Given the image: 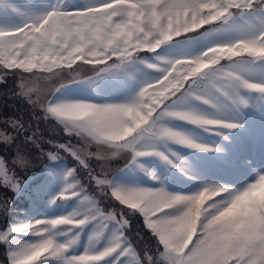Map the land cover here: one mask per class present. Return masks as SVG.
Masks as SVG:
<instances>
[{
    "label": "snow or ice",
    "instance_id": "6c2138e0",
    "mask_svg": "<svg viewBox=\"0 0 264 264\" xmlns=\"http://www.w3.org/2000/svg\"><path fill=\"white\" fill-rule=\"evenodd\" d=\"M169 47L178 51L163 55ZM224 58L231 61L230 70L219 64ZM77 61L94 65L95 75L55 88L42 105L46 114L69 132L111 146L113 156L130 149L125 166L135 164L161 187L119 184L89 167L91 157H103L83 154L71 144L58 145L50 159H60L59 149L68 151L77 168L67 169L65 180H76L78 169H86L89 181L143 216L163 251L158 257H139L124 234L128 220L123 213L105 216L93 202L94 211L9 224L0 231V242L8 245L11 264H117L121 257H132L135 264H264V196L256 195L264 174L242 189L215 184L182 194L168 192L161 178L138 160L154 155L179 167L183 157L168 147L169 141L210 148L169 121L207 131L239 127L228 118L227 108L247 103L240 90L264 93V0H84L72 6L57 0L43 8L0 0V69L51 72L64 65L71 69ZM145 68L156 75L144 78ZM70 84L106 91L124 85L135 91L115 102L60 98L57 93ZM191 100L211 105L217 115L188 107ZM13 164L24 168L29 161L18 149ZM4 165L0 160V180L18 192L21 185ZM83 191L78 181L67 182L53 201H86ZM88 224L93 227L81 252L77 245ZM21 233L34 239L21 240Z\"/></svg>",
    "mask_w": 264,
    "mask_h": 264
},
{
    "label": "rangeland",
    "instance_id": "374dc122",
    "mask_svg": "<svg viewBox=\"0 0 264 264\" xmlns=\"http://www.w3.org/2000/svg\"><path fill=\"white\" fill-rule=\"evenodd\" d=\"M15 2L18 5L26 4L43 8L48 4L56 3L57 0H15ZM83 2L84 0H63V4L67 6ZM177 51V48L169 47L163 49L162 54L170 56ZM230 63L231 61L227 58L219 62L225 70H230L228 68ZM93 69L94 65L82 61H77L71 69L64 65L54 67L51 72L41 69L33 70V72L0 69V160L5 161L4 167L10 170L9 177L11 178L14 173L15 181L21 185L18 192L9 186L8 192L0 193V231L6 230L9 224L20 221L30 222L36 219L54 218L61 214L66 215L74 210L84 212L99 208L105 216L113 213L120 218V214L123 213V218L128 220L124 234L131 242L136 254L145 259V254L153 255L149 252L144 255L139 253L133 239L139 236L137 225L132 217L125 213L123 205L110 196V190H101L94 181H89L88 171L83 168L78 169L76 180L73 181L71 178L65 180L67 169L77 168V161L68 151L59 149L60 159L51 160L49 156V153L57 152L58 145L71 144L75 150L83 154L91 152L103 157V159L91 157L88 160L89 167L96 172L103 171L109 179L113 177L119 184L132 187H161L159 181L151 179L135 164L125 166L131 158L130 149L122 150L113 156L114 149L111 146L98 143L86 135H77L75 131L69 132L65 130L64 123L46 114L45 107L42 105L47 104L55 88L71 80L92 77L95 75ZM8 75L15 76L16 79L8 78L6 81ZM153 75H156L154 70L146 68L143 70L144 78ZM13 80H17V86L13 84ZM28 89L31 91L28 92ZM134 91V87L124 85H117L113 87V90L106 91L104 88L91 89L79 84H70L57 95L62 99L91 98L93 102L100 103L115 102ZM26 92L27 95H25ZM240 95L247 103H238L227 108L228 118L239 124V127L216 126L212 131H207L201 126L179 120L168 122L178 130L192 133L195 140L209 145V149H193L169 141L168 147L183 157L177 162L179 167L166 164L164 160L154 155L140 157L139 162L157 174L163 181V187L173 193L190 194L206 185L215 184L242 189L254 182L259 174H264V93L241 89ZM188 107L201 109L212 116L217 115L216 109L211 105H205L196 100L189 101ZM11 121L17 122L20 127L14 128ZM4 135L13 139L5 142ZM28 137L32 139L29 140ZM18 149L27 156L29 161L28 166L24 168L15 167L13 164ZM160 150L166 151L163 145L160 146ZM181 168L189 174L185 175ZM0 181L4 185L3 180ZM77 181L83 186V194L88 197V200L84 201L82 197L81 200L71 197L53 201V197L64 188L67 182L76 183ZM66 195L71 196L70 193ZM104 203L109 206L107 207ZM113 204L115 205L112 206ZM92 227V224H88L80 234L78 251H83ZM17 235L21 240L34 239L26 233ZM2 244L8 255V245L4 242ZM125 261L128 264H135L132 257H121L117 264H125ZM0 264H2L1 261ZM8 264H11L9 256ZM49 264H55V262L50 261ZM106 264H111V261H107Z\"/></svg>",
    "mask_w": 264,
    "mask_h": 264
},
{
    "label": "trees",
    "instance_id": "16d2710c",
    "mask_svg": "<svg viewBox=\"0 0 264 264\" xmlns=\"http://www.w3.org/2000/svg\"><path fill=\"white\" fill-rule=\"evenodd\" d=\"M6 77H7L6 81H8V78L16 79L15 76L12 75H8ZM13 82H14L13 84L17 86V80H13ZM8 191H9L8 188L5 187L0 181V193H4ZM104 205H106L107 207L109 206L107 203H104ZM114 205L115 204H113L112 206ZM116 207H118V205H116ZM123 210L127 215H130L132 217L133 222L136 223L137 225L139 236L134 237L133 239L136 244V247L138 248L139 253L141 255H144L146 252H149L154 257H158L160 252L163 250V248L162 246H158L157 239L153 236L151 231L144 224L143 216L140 215L139 213L133 214L132 211L124 205H123ZM0 261L2 264H8L7 250L2 244V242H0Z\"/></svg>",
    "mask_w": 264,
    "mask_h": 264
},
{
    "label": "clouds",
    "instance_id": "9594fccd",
    "mask_svg": "<svg viewBox=\"0 0 264 264\" xmlns=\"http://www.w3.org/2000/svg\"><path fill=\"white\" fill-rule=\"evenodd\" d=\"M256 195L264 196V186L258 188Z\"/></svg>",
    "mask_w": 264,
    "mask_h": 264
}]
</instances>
